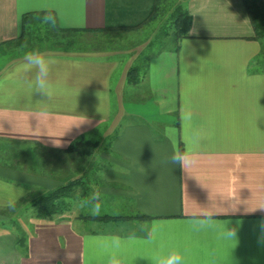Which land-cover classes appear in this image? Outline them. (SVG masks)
<instances>
[{
  "label": "crops",
  "instance_id": "1",
  "mask_svg": "<svg viewBox=\"0 0 264 264\" xmlns=\"http://www.w3.org/2000/svg\"><path fill=\"white\" fill-rule=\"evenodd\" d=\"M182 1L0 0V264H159L172 252L183 264H264V40L244 0H185V36L147 40L142 59L133 48L4 56L28 13L137 35L158 11L173 20ZM101 127L117 132L101 178L128 214L112 222L121 227L85 229L66 212L39 218L21 204L68 181L50 169L53 154L67 165L69 145L96 141ZM12 207L30 208L3 212Z\"/></svg>",
  "mask_w": 264,
  "mask_h": 264
},
{
  "label": "trees",
  "instance_id": "2",
  "mask_svg": "<svg viewBox=\"0 0 264 264\" xmlns=\"http://www.w3.org/2000/svg\"><path fill=\"white\" fill-rule=\"evenodd\" d=\"M246 9L248 11L255 38L264 40V2L263 0H244ZM45 13H28L22 17V32L17 39L20 44L23 42L25 35H31L33 30L37 27L38 21ZM173 24L176 28V37L185 36L190 24L191 16L183 7H176L173 12ZM49 27H45L44 38L51 42L52 50H64V51H86L84 45L76 43V38L84 34L83 31L78 29H65L60 28L54 22H50ZM77 44V45H76ZM29 52V51H28ZM139 71V66L135 64L127 72V80L136 82V75ZM114 134L107 137V142L103 149H110L111 144L115 138ZM98 146L96 141H83L81 139L73 141L66 149L68 153H77L81 155L89 156L94 149ZM111 154V151L108 150ZM103 165L96 161L92 162L91 171L89 173H83L78 176H74L68 181L56 186L52 189H37L31 191L26 198L21 201V204L30 203V207L33 209L34 215L39 218H51L54 215H59L67 212L72 207L73 200H79V202L87 201L86 205L82 207V212L79 217L85 222L93 221L95 223L117 222L119 219L128 218V214L118 213L115 209L113 211H104V208L100 205V197L95 196L94 190L90 185L91 176H93L94 170L106 171L110 164V161H104ZM90 170V169H89ZM93 170V171H92ZM105 185L103 178L99 179V186ZM99 200V201H98ZM30 207H12L5 209V214H14L18 210L28 209ZM92 209L90 211L89 209ZM144 216V215H141ZM146 217V216H145ZM24 236L21 233L16 234L15 242L19 246H24Z\"/></svg>",
  "mask_w": 264,
  "mask_h": 264
},
{
  "label": "rangeland",
  "instance_id": "3",
  "mask_svg": "<svg viewBox=\"0 0 264 264\" xmlns=\"http://www.w3.org/2000/svg\"><path fill=\"white\" fill-rule=\"evenodd\" d=\"M185 0L181 2V6L184 7ZM37 28L33 30L31 35H25L23 37V43L17 44L14 43L12 46H9L5 49L4 56L7 58L10 55H15L22 52H28V51H56L49 48L52 46L51 42H48L44 38L45 34V27L50 26L49 19L46 18H40V21H38ZM176 28L174 27V24L172 22V18H167L164 16V13L162 11H158L156 14L155 19H153L146 27H144L143 32L138 33L137 35H134L133 33L131 35H128V33L123 31H106V32H100V33H84L78 38H76V43L84 45V49L86 51H93V52H99V53H114L117 54H124L125 52H128L131 48H133L134 52H140L138 54L139 59L144 58L145 52L142 53V48H144V44L147 40L153 39L157 42V45H169L173 44L176 40ZM129 39V40H128ZM76 44V45H77ZM79 44V45H80ZM106 127H101L95 130V140L98 143V146L94 149V151L89 155H79L77 153H70L68 157L67 165H61L60 159L57 160L56 154H53V163L50 166L51 170L54 173V175L60 174L61 172H67L70 176V179L78 174V173H89L91 171L92 162L96 161L99 164L103 165L106 161L103 158L108 156V150L103 149L105 146V143L107 142V137H105L104 131ZM110 129V128H109ZM105 137V138H104ZM46 153V152H45ZM56 158V159H55ZM90 169V170H89ZM93 171V170H92ZM102 172L100 170H94L93 176H91L90 185L94 190L95 196L100 197V205L104 208V211H113L115 209L112 207V204L114 205V201L111 202L107 197L104 195L106 191H108V188L104 185L99 186V179L102 177ZM106 194V193H105ZM99 201V200H98ZM87 201L79 202V200H73L72 201V207L70 210H68L66 213L71 215V217H75L78 219H81L79 215L82 212V207L86 205ZM93 208L89 209L92 211ZM23 211V210H21ZM134 218H137L136 215H134ZM83 220V219H82ZM81 220V221H82ZM123 219H119L118 222H122ZM80 225L85 229H98L100 227V224L95 223L93 221H87L81 222ZM119 227L123 225V223L117 224ZM115 223L108 222L107 224H104L102 227H115L117 226ZM20 226V225H19Z\"/></svg>",
  "mask_w": 264,
  "mask_h": 264
},
{
  "label": "clouds",
  "instance_id": "4",
  "mask_svg": "<svg viewBox=\"0 0 264 264\" xmlns=\"http://www.w3.org/2000/svg\"><path fill=\"white\" fill-rule=\"evenodd\" d=\"M33 54H29L27 59H31ZM36 86L40 90H44L47 87V74L46 72L43 74L38 73ZM174 161L180 160L179 157L174 156ZM11 206V205H10ZM159 264H183V257L176 252L170 253L166 258L159 261Z\"/></svg>",
  "mask_w": 264,
  "mask_h": 264
}]
</instances>
